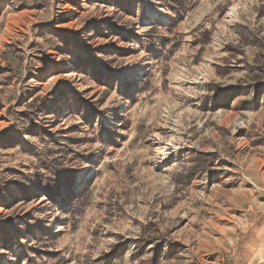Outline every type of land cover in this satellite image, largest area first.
Returning <instances> with one entry per match:
<instances>
[{"label":"rangeland","instance_id":"obj_1","mask_svg":"<svg viewBox=\"0 0 264 264\" xmlns=\"http://www.w3.org/2000/svg\"><path fill=\"white\" fill-rule=\"evenodd\" d=\"M29 261L264 264V0H0V264Z\"/></svg>","mask_w":264,"mask_h":264},{"label":"trees","instance_id":"obj_2","mask_svg":"<svg viewBox=\"0 0 264 264\" xmlns=\"http://www.w3.org/2000/svg\"><path fill=\"white\" fill-rule=\"evenodd\" d=\"M53 196H55L56 194L53 193L52 194ZM86 199H87V196L85 194H80L79 196H76V197H72L71 199H69V201H71L70 205H71V213L73 214L74 210L79 207V206H84L85 203H86ZM26 264H33V261L32 262H26Z\"/></svg>","mask_w":264,"mask_h":264},{"label":"water","instance_id":"obj_3","mask_svg":"<svg viewBox=\"0 0 264 264\" xmlns=\"http://www.w3.org/2000/svg\"><path fill=\"white\" fill-rule=\"evenodd\" d=\"M263 262H261L260 264H262Z\"/></svg>","mask_w":264,"mask_h":264}]
</instances>
